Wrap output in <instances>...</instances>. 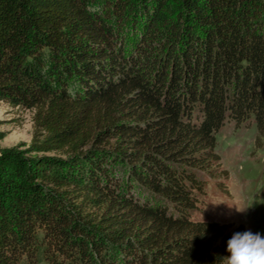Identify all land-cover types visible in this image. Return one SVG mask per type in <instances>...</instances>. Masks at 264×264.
<instances>
[{"label":"trees","instance_id":"1","mask_svg":"<svg viewBox=\"0 0 264 264\" xmlns=\"http://www.w3.org/2000/svg\"><path fill=\"white\" fill-rule=\"evenodd\" d=\"M0 101V264H224L193 213L224 123L264 137V0H0Z\"/></svg>","mask_w":264,"mask_h":264},{"label":"rangeland","instance_id":"2","mask_svg":"<svg viewBox=\"0 0 264 264\" xmlns=\"http://www.w3.org/2000/svg\"><path fill=\"white\" fill-rule=\"evenodd\" d=\"M32 117V109L0 101V132L3 134L0 146L27 145L33 130ZM215 136L216 150L228 175H222L217 169L205 176L204 192L198 196V209L193 217L230 223L231 229L243 224L241 232H259L264 236V137L257 143L254 121L238 126L226 121ZM122 167L118 165L115 172L120 175ZM238 206L248 208L241 212L237 211ZM35 264L50 263L40 255Z\"/></svg>","mask_w":264,"mask_h":264},{"label":"clouds","instance_id":"3","mask_svg":"<svg viewBox=\"0 0 264 264\" xmlns=\"http://www.w3.org/2000/svg\"><path fill=\"white\" fill-rule=\"evenodd\" d=\"M248 207H237V211H245ZM228 256H224V264H264V236L259 232H236L227 241Z\"/></svg>","mask_w":264,"mask_h":264}]
</instances>
